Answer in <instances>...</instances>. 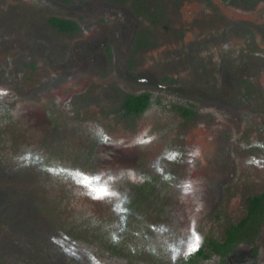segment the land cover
<instances>
[{
  "label": "rangeland",
  "instance_id": "1",
  "mask_svg": "<svg viewBox=\"0 0 264 264\" xmlns=\"http://www.w3.org/2000/svg\"><path fill=\"white\" fill-rule=\"evenodd\" d=\"M11 2L52 9L48 0ZM147 2L165 20L144 25L155 47L135 54L133 70L182 86L194 70L205 93L193 101L194 115L184 118L160 100L124 117L118 103L102 99L119 87L103 86L98 96L94 74L81 85L90 71L66 61L43 58L0 80L7 93L0 96V209L8 204L0 264H183L197 236H221L244 215L247 196L264 192V0ZM83 34L80 27L66 38L64 60L87 50ZM167 57L175 69L161 72ZM133 159L135 177L117 179L112 172ZM262 237L264 225L259 244Z\"/></svg>",
  "mask_w": 264,
  "mask_h": 264
},
{
  "label": "flooded vegetation",
  "instance_id": "2",
  "mask_svg": "<svg viewBox=\"0 0 264 264\" xmlns=\"http://www.w3.org/2000/svg\"><path fill=\"white\" fill-rule=\"evenodd\" d=\"M1 1L3 0H0V80L8 83L10 74L14 70H18L19 66H28L33 69L34 65L42 64L40 62L43 58H48L50 63L60 61L59 64H63L66 61L63 66L68 64V67H75V70L78 69V71L82 67L86 71H90V76L86 78L84 83L81 82V85L88 86L87 82L94 81V74L95 81L102 85H99L101 88H97L95 82L90 89L98 96L104 95L102 94L104 93L103 89L108 84L119 87V91L116 89L115 93H108L102 99L108 98L118 103L120 114L129 118H137L160 100L164 101L163 107L165 109L170 108L184 118L191 117L194 115L193 101L200 99V96L205 94L194 83L197 81L198 76L191 77L194 70H191V74L188 75L189 79L187 80H191V82L187 86L175 83L166 76H162L158 82L151 72L146 74L133 70V65L138 64L135 54L144 49L149 50L155 47V44L152 45L149 41L144 25L156 20H165L164 12L159 11L154 4L151 5L147 0H85L83 3L74 0V5L48 0L46 5L51 4L52 9L41 12L38 11L39 8L35 7H30L27 10L19 9L11 0H5L3 4H1ZM239 1L248 3L255 0ZM77 2L79 3L76 4ZM125 4L127 8L122 7ZM56 19L74 23L77 25V29L73 31L65 30L62 24H54L53 20ZM80 27L85 28L89 33L83 34V37L78 39L83 44L88 45L87 50L77 52L71 60H64L62 54L68 46L66 38L75 36ZM188 29L185 28L184 31H188ZM194 30L195 28H192L191 31ZM169 48L162 47L158 50L168 53ZM3 52L8 56V61L6 58L4 59ZM172 60V58L167 57L165 64L159 68L160 71L169 70V67L175 69L171 66ZM13 62H16L17 65L11 68ZM178 65L182 73L183 67L180 64ZM1 83L5 82L0 81ZM77 83L80 84V82ZM85 88L83 87V90ZM143 93L148 95V106L138 114H126L123 108L126 97ZM3 94L7 93L0 92V96ZM214 101H216L215 98ZM217 101H219V98ZM216 104H219V102H216ZM184 110H191L192 113L186 115ZM36 117L38 120V114H36ZM39 122L42 121L39 119ZM47 122L49 121L47 120ZM123 145L124 147L129 146L125 141H123ZM208 163L212 166L210 162ZM134 164V159L129 163L124 162L123 168L112 173L115 174L117 179H124L125 176H129V179L134 178L137 174L134 171ZM206 170L207 166H205ZM208 172L216 175L211 170H208ZM260 195H264V192L247 196L244 215L238 221L227 224L223 228L221 236L217 238L208 237L205 241L199 242L197 249L187 254L183 264H205V261L211 259L215 261V264H264V237H262L261 244L258 243L259 232L264 225V205L263 209L258 211L257 218L255 217L253 221L254 224L251 226L252 220H249L243 225L241 227L242 231L240 230L233 236L234 241L226 242L225 234L227 227L231 224L241 223L248 216L250 209L248 199ZM5 201L6 194L2 193V189H0V205ZM7 205L0 209V216L3 213L8 214ZM212 213L211 210L209 216H212ZM173 221L176 220L173 219ZM212 240L217 243V247L211 244ZM243 244L247 245L248 248L236 252L237 247ZM257 244H259V247H257Z\"/></svg>",
  "mask_w": 264,
  "mask_h": 264
},
{
  "label": "trees",
  "instance_id": "3",
  "mask_svg": "<svg viewBox=\"0 0 264 264\" xmlns=\"http://www.w3.org/2000/svg\"><path fill=\"white\" fill-rule=\"evenodd\" d=\"M53 22L56 25L62 24V27L65 30L73 31L77 29V25L74 23H70L69 21H59L58 19H56V20H53ZM148 103H149L148 95L145 93L135 95V96L129 95L126 97V99L123 102V108L125 109L126 114L134 115V114H138L140 111L146 108L148 106ZM191 113H192L191 110H184V114L186 115H190ZM263 203H264V195L256 196L253 198L250 197L248 199V205L250 208L248 216L244 218L241 223L237 225L231 224L229 227H227L225 231L226 242L234 241L233 236L235 235V233L239 232L241 230V227L245 225L249 220H252L251 226L254 224L253 221L255 220V217L257 218L258 211L263 209V205H264ZM211 244L215 247L217 243L212 240Z\"/></svg>",
  "mask_w": 264,
  "mask_h": 264
},
{
  "label": "snow or ice",
  "instance_id": "4",
  "mask_svg": "<svg viewBox=\"0 0 264 264\" xmlns=\"http://www.w3.org/2000/svg\"><path fill=\"white\" fill-rule=\"evenodd\" d=\"M98 195H104V190L103 189L98 190ZM198 246H199V237L197 236L195 241L189 247V253L194 252Z\"/></svg>",
  "mask_w": 264,
  "mask_h": 264
}]
</instances>
